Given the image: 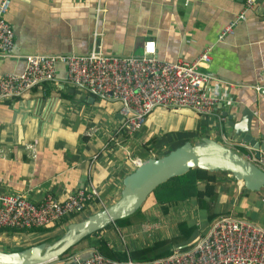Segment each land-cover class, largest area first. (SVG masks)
<instances>
[{"label":"crops","instance_id":"obj_1","mask_svg":"<svg viewBox=\"0 0 264 264\" xmlns=\"http://www.w3.org/2000/svg\"><path fill=\"white\" fill-rule=\"evenodd\" d=\"M243 9L244 0H12L6 18L14 30L15 54H85L98 39L107 53L130 56L139 53L145 41L153 40L161 59L191 62L212 46L208 71L224 82L223 91L231 103L218 111L227 119L222 123L189 109L156 108L126 150L107 145L122 119L120 103L102 102L74 89L67 82L66 66L58 63L55 82L0 102V193L24 194L38 204L46 193L64 199L92 183L109 206L120 197L124 178L136 168L127 151L142 161L204 136L222 138L232 147L243 139L225 112L236 122L247 107L254 113L253 133L264 141V98L256 90L257 85L264 86V0L246 12V19L232 34L218 40ZM96 32H100L98 38ZM24 67L23 59L0 57V77ZM92 126L99 129L93 136L86 135ZM227 177L218 179L215 220L233 216L264 226L263 194L250 192ZM102 208L91 203L85 215ZM157 213L159 218L147 215L141 237L126 238L128 243L116 249L147 248L179 234L181 222L198 226L201 232L211 223L194 196L178 200L166 213L159 207ZM109 230L102 233L108 239ZM46 264L66 263L58 258Z\"/></svg>","mask_w":264,"mask_h":264},{"label":"built area","instance_id":"obj_2","mask_svg":"<svg viewBox=\"0 0 264 264\" xmlns=\"http://www.w3.org/2000/svg\"><path fill=\"white\" fill-rule=\"evenodd\" d=\"M11 2L12 0L0 1V57L23 59L25 67L20 72L6 73L0 77V102L19 99L34 89H42L45 84L55 82L56 66L62 63L66 66L67 82L74 89L85 91L102 102L120 103L122 119L110 133L107 145L112 143L127 150V143L140 136L147 117L156 108L189 109L199 116H215L220 123L227 121L218 111L230 104L231 100L223 91L224 82L208 71L212 62V46L191 62L161 59L153 40L145 41L140 52L130 56L107 53L98 39H95L93 48L85 54H15L14 30L6 18ZM259 2L260 0H244V9L225 26L218 40L232 34L237 24L246 19V12L254 9ZM99 36L100 32H96L95 38ZM262 87L257 85L256 90L259 92ZM98 129L99 127L92 126L86 135L93 136ZM29 148L36 152L33 145ZM232 148L264 171V149L256 157L255 150L244 141L236 142ZM127 156L135 166L140 164L141 160L131 157L128 151ZM95 202L105 207L98 188L92 183L67 194L64 199L46 193L38 204L30 201L24 194L0 193V230L46 227L65 217L84 212ZM90 249L93 250L90 257L82 259L80 253L76 252L71 253L64 262L264 264V226L246 218L223 216L211 222L194 242L173 246L167 256L146 261L131 257L124 260L113 259L94 247Z\"/></svg>","mask_w":264,"mask_h":264},{"label":"water","instance_id":"obj_3","mask_svg":"<svg viewBox=\"0 0 264 264\" xmlns=\"http://www.w3.org/2000/svg\"><path fill=\"white\" fill-rule=\"evenodd\" d=\"M264 98V86L259 91ZM229 123L237 136L248 143L256 157L264 149L253 133L254 113L250 108L241 111V120ZM263 135V134H262ZM200 168L209 172H227L250 192H262L264 196V171L232 147L204 136L197 142L186 141L161 157L142 160L135 170L123 180L120 197L102 209L80 221L70 222L65 232L53 242H40L22 250L6 251L0 247V264H46L63 256L87 236L105 230L110 224L134 215L141 209L149 195L168 180L183 176L190 170ZM89 249L79 255L86 259L92 255Z\"/></svg>","mask_w":264,"mask_h":264},{"label":"trees","instance_id":"obj_4","mask_svg":"<svg viewBox=\"0 0 264 264\" xmlns=\"http://www.w3.org/2000/svg\"><path fill=\"white\" fill-rule=\"evenodd\" d=\"M220 176L227 177L228 174L227 172L212 173L200 168L192 169L187 174L183 176L174 177L168 180L166 183H164L168 185L169 188L173 189V192L177 193L174 199L167 201L162 198L156 201L160 204L161 210H163V212L166 213L169 210L170 206L173 205L174 203H177L178 200H184L194 196L197 199L199 207L207 210L209 221L213 222L215 218H217V216L213 212L214 211L213 203L216 201L219 194L218 179ZM228 179L231 181H235L231 177ZM162 185L159 186L156 190H159L162 187ZM134 215L136 218H132L133 217L132 215L130 217L117 221L116 223H114V225L125 227V226H130L132 224L140 223L144 218L142 214V208L139 209ZM77 216H78L77 214L75 215L73 214L71 216L63 218L61 221L57 222L56 224H52L46 227L32 228L30 230L1 229L0 234L4 233L5 231H8L9 234L14 233L23 236L27 233L26 231L30 233H35V232L38 233V232L46 231L44 236L40 235L42 239L36 241L34 244H38L40 242L52 241L58 239L65 232L66 229L62 225L66 221H69L73 218L75 219V217ZM78 218L79 219H77V221L84 219L83 217L80 216ZM114 225L110 224L106 229L108 228L111 229L113 228ZM104 231L105 230L98 231L84 238L82 241L88 239L90 241L87 242L86 245L81 246V250L94 247L98 251H100L103 255L113 259L124 260L127 259L128 257H131L135 260L146 261L154 258L167 256L168 254L171 253V249L173 248V246H180L187 243H192L194 242L196 237H198V235L201 233V230L198 226H189L187 222H183V223L181 222L179 225V234L173 237H167L165 239H161L147 248H140L138 250L130 251L128 249L117 250L115 246H113V244L109 241L107 236L106 235L104 236L102 234ZM22 249L23 248H18V249L9 248L6 251H14V250H22ZM63 256L59 258L63 259L62 258Z\"/></svg>","mask_w":264,"mask_h":264},{"label":"rangeland","instance_id":"obj_5","mask_svg":"<svg viewBox=\"0 0 264 264\" xmlns=\"http://www.w3.org/2000/svg\"><path fill=\"white\" fill-rule=\"evenodd\" d=\"M218 140L221 141V143H224L222 141V138H218ZM176 195H177V193L173 192V189L169 188V186L166 184L162 185V187L159 190L153 191L149 195L148 200L146 201L144 206L142 207V214H143L144 218L142 221L140 220L141 221L140 223H136L135 225L132 224V227L134 226L133 229H130L131 227L128 228V226H125V227L115 226L114 228H111V230H109L110 236L108 235V237H109L111 243H113V245L115 246V248H116V245L124 246L126 244V242L128 243V241H127L128 239H126V238L130 239L131 237H133V238L137 239V237L139 235L141 237L143 234L142 228L145 225H147L146 223L148 221L149 215H151V217H154V218H159L158 217L159 215L157 212H158V208L160 207V204L156 200H160L163 198L164 200L170 201L171 199H174L176 197ZM177 198H178V196H177ZM85 213H88L87 210L78 214V217L80 216V217L85 218L86 217ZM88 215H90V214H88ZM78 217L75 218V220H73L72 222L77 221V219H79ZM132 218H136L135 215H133ZM144 223H145V225H144ZM142 225H143V227H142ZM172 225H173V223L171 224V227H172ZM62 226L66 229L67 225L64 224ZM160 226H162V227L165 226V228H166V225H160ZM162 227H161V229H162ZM140 228H141V230H140ZM26 232L27 233L23 236L19 235V234H14V233L9 234L8 231L1 233L0 234V247H1V249L7 250L9 248H13V249L27 248L29 246L35 245L34 243L36 241H39L40 239H42L41 236H44L46 233V231L38 232V233L35 232L36 234L30 233L28 231H26ZM106 232H108V230ZM170 234H171V232H170ZM170 234H167V235H170ZM135 239H133V240H135ZM53 241L54 240L46 241V242H53ZM89 241H90L89 239L82 241L80 244L73 247L70 251H68L67 254H65L62 257L63 260L68 258L71 253H75V252L80 251L81 246L86 245L87 242H89ZM151 241H155V240H151Z\"/></svg>","mask_w":264,"mask_h":264}]
</instances>
